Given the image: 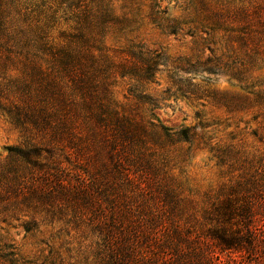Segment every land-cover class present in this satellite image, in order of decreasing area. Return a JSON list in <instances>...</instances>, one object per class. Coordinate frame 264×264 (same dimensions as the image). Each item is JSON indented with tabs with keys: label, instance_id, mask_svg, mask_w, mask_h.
I'll list each match as a JSON object with an SVG mask.
<instances>
[{
	"label": "trees",
	"instance_id": "1",
	"mask_svg": "<svg viewBox=\"0 0 264 264\" xmlns=\"http://www.w3.org/2000/svg\"><path fill=\"white\" fill-rule=\"evenodd\" d=\"M242 4L228 6L227 49L205 63L264 111L253 81L264 0ZM120 24L112 0H0V109L23 139L0 160V229L58 227L50 264H264V152L213 147L231 179L201 201L188 194L165 143L191 142V130L171 133L116 98L118 78L152 81L165 60L110 49ZM8 251L0 264H23Z\"/></svg>",
	"mask_w": 264,
	"mask_h": 264
},
{
	"label": "rangeland",
	"instance_id": "2",
	"mask_svg": "<svg viewBox=\"0 0 264 264\" xmlns=\"http://www.w3.org/2000/svg\"><path fill=\"white\" fill-rule=\"evenodd\" d=\"M244 1L248 5L252 0H112L121 24L110 31L107 46L125 55L131 50L154 51L165 59L152 81L118 78L116 98L145 119L173 129L171 133L191 130V142L174 137L165 143V151L174 157L177 179L199 201L232 177L231 170L214 157L213 147L264 152L255 137L264 132V111L255 106L252 90L231 79L225 70L205 63L209 57L214 61L218 57L212 50L219 49L220 54L227 49L228 37L220 30L232 26L228 6L240 7ZM253 77L254 82H264V65ZM22 142L20 131L0 109V160L5 161L8 149ZM2 228L0 253L9 249L23 264H50L53 252L63 244L58 227L45 226L36 233L18 226ZM78 250L75 244L73 253ZM223 262L227 264V259Z\"/></svg>",
	"mask_w": 264,
	"mask_h": 264
}]
</instances>
